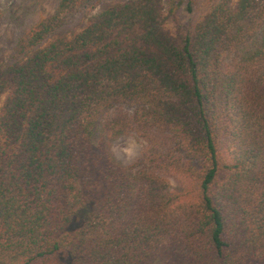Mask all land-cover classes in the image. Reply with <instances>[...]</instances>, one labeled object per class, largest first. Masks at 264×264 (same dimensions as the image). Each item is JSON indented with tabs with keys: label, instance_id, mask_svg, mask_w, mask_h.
<instances>
[{
	"label": "trees",
	"instance_id": "16d2710c",
	"mask_svg": "<svg viewBox=\"0 0 264 264\" xmlns=\"http://www.w3.org/2000/svg\"><path fill=\"white\" fill-rule=\"evenodd\" d=\"M90 1L0 65V264H264V0L176 34L164 0H128L58 35ZM128 131L145 171L113 157Z\"/></svg>",
	"mask_w": 264,
	"mask_h": 264
},
{
	"label": "rangeland",
	"instance_id": "374dc122",
	"mask_svg": "<svg viewBox=\"0 0 264 264\" xmlns=\"http://www.w3.org/2000/svg\"><path fill=\"white\" fill-rule=\"evenodd\" d=\"M127 1H90L68 20L58 35L71 36L82 30L90 17L122 5ZM59 2L60 0H0V8L3 14L0 24V65L10 64L14 61L15 47H17L19 39L41 20L52 15ZM217 3V1L210 2V0H164L168 16L166 26L173 34H176L178 27L185 33L190 32ZM262 33L263 31L251 38L247 47L255 48L262 37ZM4 101L5 97L0 98V111ZM110 149L115 161L129 172L135 173L146 170L142 161L146 142L134 131L123 132L118 135L112 140ZM126 149H131L132 154L128 155ZM168 178L174 190L182 188V181L179 178L175 176H168Z\"/></svg>",
	"mask_w": 264,
	"mask_h": 264
},
{
	"label": "clouds",
	"instance_id": "9594fccd",
	"mask_svg": "<svg viewBox=\"0 0 264 264\" xmlns=\"http://www.w3.org/2000/svg\"><path fill=\"white\" fill-rule=\"evenodd\" d=\"M125 151L128 153V155L132 154V150L131 149H126Z\"/></svg>",
	"mask_w": 264,
	"mask_h": 264
}]
</instances>
